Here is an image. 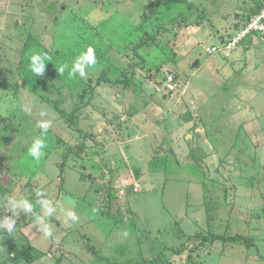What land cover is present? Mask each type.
Instances as JSON below:
<instances>
[{"label":"rangeland","instance_id":"374dc122","mask_svg":"<svg viewBox=\"0 0 264 264\" xmlns=\"http://www.w3.org/2000/svg\"><path fill=\"white\" fill-rule=\"evenodd\" d=\"M263 6L0 0V115L19 95L32 108L20 134L38 136L37 123L49 121L52 138L28 175L22 169L35 163L0 143V221L13 215L3 206L12 196L28 199L35 214L43 198L78 216L66 221L57 208L47 237L33 214L17 210L14 232L0 230V264H91L95 252L119 264H264V46L208 52ZM141 26L176 62L145 45ZM80 44L95 49L97 63L70 78ZM37 53L61 81L49 101L21 78ZM168 75L177 79L171 91Z\"/></svg>","mask_w":264,"mask_h":264},{"label":"clouds","instance_id":"9594fccd","mask_svg":"<svg viewBox=\"0 0 264 264\" xmlns=\"http://www.w3.org/2000/svg\"><path fill=\"white\" fill-rule=\"evenodd\" d=\"M255 15H253L252 17H254ZM241 29H239L238 31H240ZM244 46H247V45H244ZM49 59L50 57H48L46 53L45 54H39V53L32 54L30 56V61H31L29 65L30 71L34 73L36 76L43 75L46 69V65H47L45 62ZM96 63L97 61H96L95 49L93 47H88L86 52H82L79 56L76 57L75 61L73 62L71 66V69L68 71V76L70 78H73L76 76L77 73H79V76L81 78H85L87 76V71L93 68L96 65ZM66 69H68V65L66 64L62 65L59 68V73L63 74ZM22 110L27 114H31L32 112V108L27 105H25ZM40 115L43 116L45 115V113L41 112ZM37 127L41 129V136L34 140V142L32 143L29 149V154L35 161L39 162L42 156L44 155L43 150L46 148V141L44 137L50 127V122L40 121L37 123ZM36 195L39 197H44L45 193L37 190ZM68 203L72 207L75 206V201L73 200H69ZM37 204L41 206V214L34 213L35 205L31 203L28 199L23 198V197H21L20 199H16L14 196L8 197L7 203L3 206L6 208L7 211L11 210L13 215L6 216L2 219V221H0V230H3V232L4 233L6 232L8 235H11L14 232L15 227H16V219H13L12 217L16 215L17 210L22 211L26 214H33V218H34L33 226H37L39 231H42L43 234L47 237H52L53 235L52 227L48 223V217L53 216L57 212V208H60V210L64 213L66 217V221L71 220L73 222H76L78 220V216L75 211L62 208L58 204L54 206L52 201L48 199L42 198L37 201ZM123 235L127 237L128 233L124 232Z\"/></svg>","mask_w":264,"mask_h":264},{"label":"trees","instance_id":"16d2710c","mask_svg":"<svg viewBox=\"0 0 264 264\" xmlns=\"http://www.w3.org/2000/svg\"><path fill=\"white\" fill-rule=\"evenodd\" d=\"M170 1L172 3H175V4L176 3H180V2H188V3L190 2V0H170ZM263 7H260L259 11L262 10ZM103 24H105V23H103ZM137 31H139V34L141 32L144 33V31H146L147 38L144 40L145 45L147 46L148 44H153V45H155L156 48H159L162 51V54L165 57L166 56L168 57L166 62L167 61L168 62H173V63L176 62V57H175L174 52L171 49H169V47L167 45H163L161 42H159L157 40V34L154 35V34L149 33L148 28L145 27V26H141V29H138ZM137 31H136V33L133 34V36H136V34H138ZM258 46H264V45H258ZM77 52H79V54L84 52V49L82 48L81 44L78 45V51ZM209 55H211V54H209ZM21 78L23 79V81H24L25 85L27 86V88L35 96H37L38 98L45 99V100L49 101L51 99V97H50V93L51 92L56 90L58 93L59 92L61 93V84H60L61 81L58 79V77L56 76V74L54 72H52V71H50V69H48L47 66H46V69H45V72H44L43 75L36 76L29 69V70H26V71L25 70L22 71ZM175 85L177 86L176 77H175ZM17 97H18L17 100H19V105L16 102L15 103V109L14 110H12V109L9 110L7 112L9 114L7 116L0 115V143L3 146H6V147L10 146V145L13 148L15 147L16 152H17V160H21V159L27 158V159L32 160L35 163V165H36L37 161H35L30 156L29 153H26V151H28L30 149V147H31L32 143L34 142V140L41 136V129L39 128V130H38V132L40 133L38 136H36L35 134L31 135L32 132H30V130L20 134L19 130L22 129V128L23 129L25 128L24 118H26V117H24V115H23L24 112L22 110L23 109L22 105L24 103L22 102V98L19 97V95H17ZM10 120H14L13 123H12V127L13 128H11V126L9 125V121ZM4 123H6V124H4ZM27 134L31 135L33 137L35 136L34 137L35 139L33 138L34 140L32 142H30V141L27 140V138H25V137L21 138L20 137V135L21 136H24V135L27 136ZM14 136H19V139L16 142H14L12 140V138ZM45 140L51 142L52 138L46 139V137H45ZM13 145H15V146H13ZM20 150L23 151V152L20 153ZM66 159H67V155H64V157H63L64 163L66 162ZM38 166L39 165H36L35 169H33L31 171H28L27 168H23L22 170L27 175H28V173H31L32 171H34V174H35V173H37ZM62 168H63V166H62ZM63 170H64V168H63ZM29 176H31V175H29ZM201 239L202 240H209V237H201ZM217 239H221L220 236L213 235L212 239H210V241L213 242L214 240H217ZM95 253H96L95 254V258H93V261L91 262V264H119L116 261L113 262L109 258H107L105 256H102L100 253H97V252H95Z\"/></svg>","mask_w":264,"mask_h":264},{"label":"built area","instance_id":"2783aa9c","mask_svg":"<svg viewBox=\"0 0 264 264\" xmlns=\"http://www.w3.org/2000/svg\"><path fill=\"white\" fill-rule=\"evenodd\" d=\"M244 45L249 47L264 45V7L240 31L226 39L221 45L208 49V52L211 55L219 53L229 56ZM166 85L168 89L174 90L176 85L173 75L167 76Z\"/></svg>","mask_w":264,"mask_h":264},{"label":"crops","instance_id":"0c3cea01","mask_svg":"<svg viewBox=\"0 0 264 264\" xmlns=\"http://www.w3.org/2000/svg\"><path fill=\"white\" fill-rule=\"evenodd\" d=\"M258 11H259V10H258ZM258 11H257V12H258ZM257 12H256V13H257ZM256 13H255V14H256ZM255 14H254V15H255ZM253 48H258V49H260V51L263 50L262 46H253ZM253 48H252V47H249V46H243V47H241L239 50L242 51V50L253 49ZM261 49H262V50H261ZM239 50H237V51H239ZM235 53H236V55L239 54V52H235ZM256 55H257V54H256ZM262 55H263V57H264V52H263V51H262Z\"/></svg>","mask_w":264,"mask_h":264}]
</instances>
